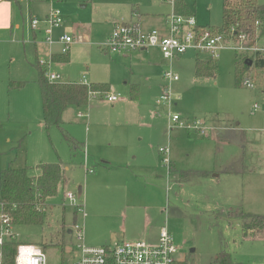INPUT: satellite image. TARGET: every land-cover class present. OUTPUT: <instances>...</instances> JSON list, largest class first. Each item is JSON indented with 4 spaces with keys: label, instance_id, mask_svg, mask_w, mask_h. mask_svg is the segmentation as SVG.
I'll return each instance as SVG.
<instances>
[{
    "label": "rangeland",
    "instance_id": "374dc122",
    "mask_svg": "<svg viewBox=\"0 0 264 264\" xmlns=\"http://www.w3.org/2000/svg\"><path fill=\"white\" fill-rule=\"evenodd\" d=\"M182 1L190 6L199 26H222L223 0ZM21 5L26 10V3ZM134 7L138 16L133 14ZM50 8L62 13L63 34H75L76 25L87 29L85 34L76 36L70 61L53 64L50 72L62 76L59 83H79L83 76H88L90 83L110 84L120 100L111 104L106 101V94L94 93L87 108L70 107L65 111L63 128L81 144L80 149L74 150L61 129L44 126L38 72L16 43L21 35L9 31L2 34L0 174L6 169L28 167L30 175H39L38 166L42 164L61 163L67 167L66 190L75 193L82 188L80 198L86 217L80 222L89 246L116 245L122 241L155 244L153 228L158 227L160 232L166 226L179 248V264H219L218 257L223 254L229 255L231 264H264V228L245 237L244 227L257 220L256 216L264 222V111H252L254 104L264 103L263 73L253 67L247 73L258 90L236 86V58L247 54L224 50L217 60L216 75L198 77L197 54L189 51L172 65L179 81L171 86V109L164 111L157 105L168 86L163 76L168 63L161 54L154 52V59L149 60L144 53H134L129 60L107 54L103 45L118 23H131L142 17L144 31L161 28L157 23L173 13L174 1L53 0L38 6V16ZM9 14L21 17L16 1ZM28 16L24 11V17ZM254 45L264 48V33L258 34ZM50 48L41 45L39 59L49 61ZM17 82L27 85L18 88L14 86ZM131 85L139 87L137 99H131ZM169 114H179L188 124L203 122L213 129L210 134L217 129L219 136L202 139L196 132L171 125ZM161 149H168L169 155L161 154ZM167 158L169 163L165 162ZM235 162H239L237 167L245 174L230 179L232 182L192 185L181 196L172 185L158 190L154 177L144 178L149 183L147 187L131 178L123 184L129 204L147 205V211L113 212L110 206L115 202L107 192L110 188L87 189V184H94V175L87 172L105 177L109 176L107 172H137L144 177L143 172L213 171L217 166L223 170L225 166H235ZM100 192L107 194L100 197ZM62 196L47 214L43 226L14 228L20 242L43 247L49 264L66 263L78 256V242L69 232L74 225V209L63 206ZM245 215L252 217L245 220ZM147 227L148 237L144 235Z\"/></svg>",
    "mask_w": 264,
    "mask_h": 264
},
{
    "label": "built area",
    "instance_id": "2783aa9c",
    "mask_svg": "<svg viewBox=\"0 0 264 264\" xmlns=\"http://www.w3.org/2000/svg\"><path fill=\"white\" fill-rule=\"evenodd\" d=\"M174 1V6L176 2ZM64 25V18L59 10L52 9L45 18L35 17L30 20V27L35 32H44V43L53 47L56 44L62 46V53L68 54L71 45L75 40L71 35L65 34L59 38H54V31ZM44 27V28H43ZM158 50L162 58L168 63L164 71V79L168 86L164 87L163 94L157 105L164 111L170 110L172 105V85L179 81L178 75L172 72V65L189 51L196 52L197 55L205 54L210 60L217 61L219 54L224 50H232L242 54H252L264 57V48H258L247 35H240L238 41L229 40L221 32H216L212 27H201L198 25L194 15L183 16L173 13L166 17L162 28L144 31L138 23H118L112 33L105 41L103 50L110 55L125 56L137 51ZM52 62V60H51ZM46 70V78L52 83L61 80L60 75L50 72L51 63H40ZM47 67V68H44ZM49 69V71H47ZM81 85L91 88V84L86 77L81 81ZM242 86L255 90L256 85L248 78L244 77ZM106 101L117 103L120 98L116 94L107 93ZM252 111H264V103H256ZM82 116V114H80ZM171 125L178 126L188 132H196L200 137H208L213 129L208 128L203 122L188 124L179 114H169ZM161 154L169 155L168 149H161ZM169 163V158L165 159ZM79 192L65 191L63 195V206L74 209L73 228L70 234L76 237L77 253L76 259L62 264H179L176 255L179 248L174 242V238L163 227L160 231L158 242L148 244L142 241H122L116 245L89 246L85 242V228L80 219L86 217L85 204L80 198ZM15 225L5 214H0V264L4 263L3 246L6 243L17 245L14 264H49V258L40 245L24 244L20 242L14 233Z\"/></svg>",
    "mask_w": 264,
    "mask_h": 264
},
{
    "label": "trees",
    "instance_id": "16d2710c",
    "mask_svg": "<svg viewBox=\"0 0 264 264\" xmlns=\"http://www.w3.org/2000/svg\"><path fill=\"white\" fill-rule=\"evenodd\" d=\"M175 13L190 16L194 13L181 1L174 6ZM223 23L220 28L214 27L216 32H221L229 40H236L240 35H247L252 42L258 34L264 33V5L258 0H223L222 6ZM235 61V84L242 86L244 77L247 76L252 67L263 73L264 77V57L236 58ZM54 62H68L69 57H52ZM253 63L250 66V63ZM33 66L38 71L37 84L40 88L43 123L46 128L53 126L62 130L65 138L73 145L74 150H78L80 144L71 137L63 128V115L70 107L77 109L87 108L91 96L94 93H110V86L107 84H92L91 88L80 84L52 83L46 78V70L40 63ZM219 66L217 61L203 60L199 57L196 60L195 72L198 77L215 76ZM15 87L23 88L27 83H14ZM131 99H137V87H131ZM39 175H30L29 168L6 169L0 174V214L8 216L13 225L18 226H43L47 214L54 208L57 199L63 195L68 179L66 176L67 167L61 163L42 164L38 166ZM89 173V172H87ZM60 199V198H59ZM252 216L245 215V220ZM74 216V221H77ZM250 224L244 225L246 235L249 232H259L264 228V222L259 216ZM260 223H256V222ZM258 224H261L260 226ZM17 245L6 243L3 246L5 264H14ZM219 264H231L227 254L218 257Z\"/></svg>",
    "mask_w": 264,
    "mask_h": 264
},
{
    "label": "crops",
    "instance_id": "0c3cea01",
    "mask_svg": "<svg viewBox=\"0 0 264 264\" xmlns=\"http://www.w3.org/2000/svg\"><path fill=\"white\" fill-rule=\"evenodd\" d=\"M14 1H16L17 5H19V7H20V15H21L20 18H18V17L13 18L9 14V8L12 6V3H14ZM49 1L53 2V0H20V1H17V0H0V36L2 34H4V33L8 32V31L10 32V34L12 33V35H19L20 34L22 39L20 41H17L16 43H17L18 46H20L22 48V50L24 52V55L27 58V60H29L31 62V64L38 63V61H39V63L44 62V64H46V66H47V64L51 63V65H50V68H51L53 66V64L63 65L64 63H68L70 61L71 47H70V51L68 52V54L64 55L62 53V50H61L60 46H58L59 44H56L54 46V48L51 47L49 49L50 50L49 51V55H48L50 57L49 61L44 60V59H39L40 46L44 45V46L47 47V45L44 43V37L45 36H44V32L43 31L35 32V31L32 30V28L30 27V20L32 18H35V17L38 16V14H39L38 13L39 12L38 11V6L41 5L43 2H49ZM258 1H259L260 4L264 5V3H261L260 0H258ZM21 3H26V10H24V7L21 5ZM182 3H184V2L182 1ZM185 4L191 10L190 6L187 3H185ZM51 10H52V8H50L49 11H47L44 15H41V16H38V17L39 18H45L49 14V12ZM24 11H26V15L29 14V16L27 18L24 17ZM133 14L134 15L137 14V16H138V9L136 7H134V9H133ZM168 15H166L163 18L162 22L160 20L158 21L157 24H158L159 27L162 28L164 26L166 17ZM194 16H195V14H194ZM131 23H139V25L142 26V17H139L138 21H135V22L131 21ZM64 26H65V20H64V25L61 28L55 30V36H54L55 39L59 38L62 35L67 34V33L63 34L64 32H63L62 28ZM212 28H214V27H212ZM56 31H57V34H59V33L60 34L56 35ZM86 31H87L86 28L82 27L81 25H76L74 27L75 34H73L71 36L73 37V39L76 42L77 41V39H76L77 37L76 36H81L82 34H85ZM148 52H150V53H148ZM154 52L160 53L158 50L152 49V50L133 52V53H131L129 55H125L123 57H125L126 59L130 60V59H132V54H134V53H144L146 58H148L149 60H153L154 59L153 58L154 57ZM53 56L56 57V58L62 57V56H67V57H69V61L68 62H64V63L59 62V61L54 62L52 60ZM184 56H182L180 59H182ZM249 56L252 57L253 55L252 54H248L247 57H249ZM198 57L199 56L197 55V57L195 59V65H196V60H197ZM206 59H207V57L204 58L203 60H206ZM51 60H52V62H51ZM163 61L167 64V62L164 59H163ZM159 66H160V64H159ZM44 68H47V67H44ZM47 71H48V69H47ZM58 75H60V74H58ZM60 77H61V80H62V76L61 75H60ZM84 77L85 76H83V78ZM86 79L88 80V76L86 77ZM81 81L79 83L73 82V83H64V84H80L81 85ZM59 82H57V83H59ZM90 84L92 85V84H99V83H90ZM107 85L110 86V93L115 94L112 91L111 85L110 84H107ZM132 86L137 87V89H138L137 98H138V96H139V87L136 86V85H131V87ZM131 87H130V89H132ZM259 91H261V90H259ZM261 92H264V91H261ZM130 96H131V93H130ZM99 100H101V99H99ZM111 104H115V103H111ZM42 109H43V106H42ZM78 110H81V109H78ZM214 135L219 136V131L217 129H215V132H213L212 134H210L206 138H211V136H214ZM201 138L204 139L203 137H201ZM80 148H81V144H80L79 149ZM215 163L217 164L218 160H215ZM238 164H239V162H237L235 166L234 165L225 166V168L223 170L216 165L217 167H215V169L213 171L143 172L142 174H143L144 177H140V175L137 172H107L109 174L108 177L102 176V174L98 173V172L96 174H94V172H91V173H88V174H93L94 175L93 176V183L94 184H92V185L87 184V189H88V187H91V186L100 187V188L103 187V186L104 187L106 186V187L110 188V189H107L108 195L115 202L114 204H112L110 206L111 210L113 212H116V213L120 212V211L122 212V210L123 211L126 210L127 213L129 214L130 211H135V210H138V211H145L146 210L147 211V205L146 206L142 205V207H137V206H131L129 204L127 193L124 192V190H123V186H124L123 184L126 183V182H130L131 178L140 181L142 183V185L147 187V186H149V183L147 182L146 179L150 178V177H154L153 181H154V184L156 183V187H157L158 190L164 191V189H165L164 186L169 187V185H172V186H174V187L179 189L178 195L181 196L182 192L184 191V189H186L187 187H190L192 185L209 186V185H212L213 183H222V181H224V180L228 182V181H230V179H233L234 177L238 178V177L242 176L243 174H245V172L243 170H239V167H237ZM144 178H146V179H144ZM230 182H232V181H230ZM167 190H168V188H167ZM65 191H67V190L65 189ZM65 191H64V193H65ZM64 193H63V195H64ZM106 194L107 193L104 194V192H100L99 196L103 197ZM185 194H187V193H185ZM232 194H233V192H232ZM150 210L154 211L155 209L151 208ZM153 230L156 231L155 235L157 237V239H156V243H157L158 242V238H159V234H160L159 228L158 227H154ZM69 232H70V230H69ZM149 234H150V228L147 227L146 228V232L144 233V235H146L148 237ZM141 235L139 234V236H141ZM248 236H249V233H248ZM107 245H109V244H107Z\"/></svg>",
    "mask_w": 264,
    "mask_h": 264
},
{
    "label": "water",
    "instance_id": "95a60500",
    "mask_svg": "<svg viewBox=\"0 0 264 264\" xmlns=\"http://www.w3.org/2000/svg\"><path fill=\"white\" fill-rule=\"evenodd\" d=\"M252 65H253V63L251 62L250 66H252ZM78 192H79V194H82V188H79Z\"/></svg>",
    "mask_w": 264,
    "mask_h": 264
}]
</instances>
